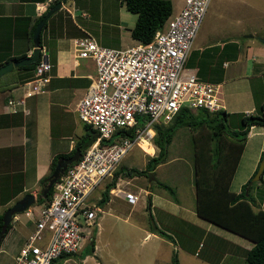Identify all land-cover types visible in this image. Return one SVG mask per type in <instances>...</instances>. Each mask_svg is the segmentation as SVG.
<instances>
[{
  "label": "crops",
  "instance_id": "obj_1",
  "mask_svg": "<svg viewBox=\"0 0 264 264\" xmlns=\"http://www.w3.org/2000/svg\"><path fill=\"white\" fill-rule=\"evenodd\" d=\"M54 1L56 0H0V59H7L24 51L28 55L32 51L33 46L27 47L28 31L36 26V20L47 12ZM171 3L172 13H175L183 6L184 0H171ZM251 3H255L257 11L264 7V0H251ZM132 13L121 0L62 1L61 6L47 17L46 25L43 24L41 29L42 47L48 51L52 63L50 80L40 90L29 94L30 78L11 85H4L11 75L0 80V212L4 213L26 193H33L36 200L40 190L39 180L48 172L52 157L74 149L85 132V124L79 119L76 107L95 73V64L90 58L75 55L74 38L90 35L101 44L122 47L126 39L125 32L128 30L131 35L130 29L136 20V15L134 17ZM220 38L208 35L202 37L199 45L192 44L187 59L188 66L202 80L220 84L227 118L232 119V115L238 113L236 118L240 119L242 113L256 112L264 101V42L254 30L246 33L231 31ZM132 39L138 41L134 37ZM16 72L24 73L21 70ZM9 97L23 98L24 102L9 105ZM257 127L258 125L250 127L238 162L239 164L241 161L251 134L255 132L259 135L255 143L257 155L250 173L247 172L243 180L251 172L254 173L264 151V127ZM152 148L154 144H150L149 150ZM235 175L236 170L231 183ZM259 179H262L261 186L251 194L255 207L264 210V172ZM120 180L123 181L122 177L110 188L111 196L108 199L117 198L115 203L128 202L122 194L117 193L122 188ZM231 183L230 189L239 191L232 189ZM144 190L151 191L148 188ZM149 195L148 206L159 212L153 227L165 228L167 232L172 231L177 235L174 241L142 224L141 229L146 233L140 243H148L142 247V251L144 255L149 252L155 255V264H160L161 254L165 255L166 260V263L161 261L162 264H167L169 257L172 261L174 251L179 264H186L181 259L185 254L197 259L200 264H250L244 259L238 246L250 248L253 241L199 216L195 209L191 212L182 208L179 198L170 200L168 196L152 191ZM33 203H36L33 210L37 213L42 203ZM16 217L15 213L11 220ZM27 217L28 220L23 222L21 229L17 228L20 244L15 248L9 264L14 262L20 246L34 227V216ZM175 217H180V220L176 222ZM15 227L11 221L9 230ZM153 235L158 238L145 242ZM91 241H94V237L90 234L84 240L82 248L73 254V263L108 264V259L103 260L101 256L92 260L95 244L93 253L80 256ZM69 259L71 257H59L53 264H66ZM150 259L147 258L148 261ZM211 259H218V263ZM115 264L121 263L117 260Z\"/></svg>",
  "mask_w": 264,
  "mask_h": 264
},
{
  "label": "built area",
  "instance_id": "obj_2",
  "mask_svg": "<svg viewBox=\"0 0 264 264\" xmlns=\"http://www.w3.org/2000/svg\"><path fill=\"white\" fill-rule=\"evenodd\" d=\"M210 1L184 0L147 42L113 47L90 35L74 38L75 55L95 64L76 110L96 137L56 179L49 202L37 213L31 204L23 210L34 216L35 224L12 264H53L62 254L78 252L91 233L87 228L98 223L95 218L103 211L89 201L91 193L113 176L134 146L144 149L140 142H152L157 125L168 124L183 107L193 111L224 107L220 84L200 79L185 65ZM51 69L49 53L41 47L28 94L50 80ZM23 102L7 100L13 106ZM117 193L132 204L139 199L128 189L119 188Z\"/></svg>",
  "mask_w": 264,
  "mask_h": 264
},
{
  "label": "rangeland",
  "instance_id": "obj_3",
  "mask_svg": "<svg viewBox=\"0 0 264 264\" xmlns=\"http://www.w3.org/2000/svg\"><path fill=\"white\" fill-rule=\"evenodd\" d=\"M131 15L135 17L136 14L133 12ZM252 30L257 33L259 39H264V7L262 10L257 11L255 3H251V0H211L197 36L195 37L193 46L199 45L202 37L208 35L214 36L215 39H221L220 36L223 37L231 31H234V33L235 31L246 33ZM125 37L126 39L121 45L122 47H127L137 42L132 39L128 30L125 32ZM239 37L240 36H237V38ZM185 65L189 67L188 61H186ZM198 77L200 78V76ZM241 81L245 82L244 80ZM194 111L197 112V109H194ZM236 115H238V113H236ZM236 115H232V119H227L230 127L239 125V117L236 118ZM260 127L261 125H258L257 128ZM208 132L209 128L205 123L194 126H179L176 128L168 146L166 160L160 165V167L154 168L153 174L124 175L122 177L123 181L120 180L121 187L123 189L131 190L139 196V199L134 204L129 203V201L115 203L118 200L117 198H110L108 199V202L100 203L98 198L102 196L103 190L105 189L104 182L110 181L112 177H107L105 181L98 185V187L91 193L89 201L99 205L103 211L98 212V216L95 218L98 223H93L87 228L91 231L90 234L94 237V244L96 245L95 252H92L93 261L96 260V257L101 256L103 260L108 259V264H115L117 263V260L121 264H155V255H151V252L144 255V252L142 251V247L146 246L148 243H140L142 236L146 233L141 229L142 224L146 225V227L151 230H154L155 227L153 226L156 217L157 215L159 216V212L156 208L148 206L150 197L149 193H151V191L159 192L161 195L171 198L170 200L179 198L180 206L182 208H186L190 211L195 209V186L193 180L194 154L195 149L198 148V146H196L198 143H203V148L206 150L205 146L208 144V142L206 143L209 135ZM257 137L259 138V135L255 132L252 133L246 144L247 146L244 149L241 161L236 169V175L231 183L232 189L240 191L242 184L245 183L249 177L252 178L254 175L251 172V174L243 180L244 177H246V173H250L252 164L257 155V148L255 146ZM150 143L154 144L153 141ZM253 145L254 147H252ZM144 149L149 150L150 148ZM144 149L139 146H134L120 160L117 168L122 167L124 169H129L131 167H137L143 169L149 157L156 155L158 152V148L155 144L154 148H152L153 150H149L150 152H146ZM204 149L203 151H205ZM261 181L262 179L258 178L257 180L250 182V193L253 194V191L261 186ZM161 183L166 184L171 188L167 189L162 186ZM139 187H142L143 189L141 190ZM146 188L151 191L144 190ZM109 196H111L110 189ZM173 196L176 198H173ZM36 198L38 197L36 196ZM35 204L36 203H32L31 205L33 206ZM16 214L17 217L11 220L16 227L9 230V233L6 234L0 244V264H9L10 261H12V254L15 248H18L20 244L18 238L19 230H17V228L21 229L23 222L28 220V217L23 211L16 212ZM179 218L180 217H175L176 222H178L177 220H180ZM170 232L172 233V231ZM171 236V240L175 241V239H177L175 233H172ZM7 237L8 239L6 240ZM155 238L158 237H154L153 235L145 242H151L155 240ZM74 256L75 255L73 254L69 255L68 257H71V259H69L66 264H75L72 261V259L75 258ZM147 258L151 259L148 261ZM160 259L166 263L164 254H161ZM181 259H183L186 264H200V261L190 257L188 254L182 255ZM161 261L160 264H162ZM57 264H59V262ZM167 264H172L170 257Z\"/></svg>",
  "mask_w": 264,
  "mask_h": 264
},
{
  "label": "trees",
  "instance_id": "obj_4",
  "mask_svg": "<svg viewBox=\"0 0 264 264\" xmlns=\"http://www.w3.org/2000/svg\"><path fill=\"white\" fill-rule=\"evenodd\" d=\"M121 1L129 11L136 14L135 23L130 29L132 37L143 42L151 40L155 31L164 25L168 16L172 13L171 0ZM45 25L46 22L44 23ZM33 27L29 29L27 34V47L34 46ZM39 39L40 45L42 46L41 32ZM25 56L26 52L24 51L7 59H0V65L10 60L21 59ZM38 62L39 58L32 63L18 65L0 76V80L3 77L11 75L9 80L4 84L11 85L17 81L31 78ZM20 70L24 71V73L17 74L16 71ZM227 115L228 112L223 108L215 111L199 108L197 112L187 107L181 108L168 124L157 125L156 133L153 137V143L158 148L157 154L149 157L143 169L137 167H131L129 169L122 167L116 168L111 180L105 184L103 194L98 199L99 202L104 203L108 200L109 189L115 186L119 177H123L124 175L153 174L154 168L166 160L168 146L176 128L182 125L194 126L205 123L209 128L206 143L208 142L210 145L207 144L205 150L203 143L196 144L198 148L195 149L193 164L195 211L199 216L253 241V245L250 248L238 246V249L248 263L264 264V210L255 207L254 197L250 193L251 177L242 185L240 191L236 192L230 189V183L237 168L250 127L252 125H261L264 127V101L258 106L256 112L248 114L242 113L238 126L230 127L227 121ZM95 137V130L85 124V132L76 142L74 149L67 153L55 154L52 157L48 172L39 180L40 190L37 194L38 198L35 200L37 203L47 204L51 199L53 185L45 195H42V191L51 178L58 158L72 154L76 147H79L81 151L85 150ZM262 155L263 153L261 157ZM72 164H75V161L68 164L66 169ZM162 186L167 189L171 188L166 184H162ZM171 191L174 192L173 190ZM173 198L176 197L173 196ZM2 226L3 212H0V244L11 227V220L5 230L2 229ZM155 232L172 239L171 234L161 227L156 226ZM211 235L220 238L214 234ZM93 250L94 241H91L81 252L80 256L84 257L86 254L92 253ZM67 255L71 254H62L60 257H66ZM211 261L218 263V259H211ZM172 264H179L175 252L172 256Z\"/></svg>",
  "mask_w": 264,
  "mask_h": 264
},
{
  "label": "water",
  "instance_id": "obj_5",
  "mask_svg": "<svg viewBox=\"0 0 264 264\" xmlns=\"http://www.w3.org/2000/svg\"><path fill=\"white\" fill-rule=\"evenodd\" d=\"M64 0H58L57 2H55L48 10L47 12L42 16V18L38 21V23L36 24V26L33 29V43L34 46L32 48V51L26 55L25 57L18 59V60H12V61H8L4 64L0 65V76L3 75L4 73L12 70L14 67L21 65V64H29L32 62H35L40 55V51H41V45H40V32L41 29L43 27L44 22L46 21L47 17L56 9H58L61 6V3ZM248 35H252V34H248ZM261 39V38H260ZM264 42V39H261ZM81 153V149L79 147H76L75 150L72 152V154L67 155V156H62L60 158H58L56 165L54 167V170L51 174V178L49 179L47 186L44 187L43 191H42V195H45L47 193V191L49 190V188L54 184V182L56 181V179L59 177V175L61 174V172L66 169V167L68 166V164L72 163L73 161H75L79 155ZM264 169V151H263V155L259 161L258 167L254 173V175L251 178V181L253 180H257L262 171ZM35 201V196L33 193L29 192L26 193L24 196H22L20 199L16 200L14 202V204H12L11 206H9L3 213V226L2 229L5 230L7 224L10 222V220L12 219L13 214H15L16 212L22 211L24 210L26 207H28L30 204H32Z\"/></svg>",
  "mask_w": 264,
  "mask_h": 264
},
{
  "label": "bare ground",
  "instance_id": "obj_6",
  "mask_svg": "<svg viewBox=\"0 0 264 264\" xmlns=\"http://www.w3.org/2000/svg\"><path fill=\"white\" fill-rule=\"evenodd\" d=\"M140 144L142 145L143 148H146V149L150 148V143L147 142V140H142V141L140 142ZM144 150H145V149H144ZM145 151H146V150H145ZM146 152H147V151H146Z\"/></svg>",
  "mask_w": 264,
  "mask_h": 264
},
{
  "label": "clouds",
  "instance_id": "obj_7",
  "mask_svg": "<svg viewBox=\"0 0 264 264\" xmlns=\"http://www.w3.org/2000/svg\"><path fill=\"white\" fill-rule=\"evenodd\" d=\"M23 211V210H22ZM14 215V214H13Z\"/></svg>",
  "mask_w": 264,
  "mask_h": 264
}]
</instances>
